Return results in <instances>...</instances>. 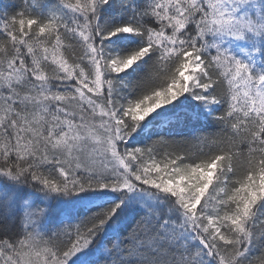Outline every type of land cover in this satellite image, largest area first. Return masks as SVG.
I'll use <instances>...</instances> for the list:
<instances>
[{
    "label": "snow or ice",
    "instance_id": "6c2138e0",
    "mask_svg": "<svg viewBox=\"0 0 264 264\" xmlns=\"http://www.w3.org/2000/svg\"><path fill=\"white\" fill-rule=\"evenodd\" d=\"M0 264H264V0L0 10Z\"/></svg>",
    "mask_w": 264,
    "mask_h": 264
},
{
    "label": "trees",
    "instance_id": "16d2710c",
    "mask_svg": "<svg viewBox=\"0 0 264 264\" xmlns=\"http://www.w3.org/2000/svg\"><path fill=\"white\" fill-rule=\"evenodd\" d=\"M19 0H0V10L8 7L11 4L18 3Z\"/></svg>",
    "mask_w": 264,
    "mask_h": 264
}]
</instances>
